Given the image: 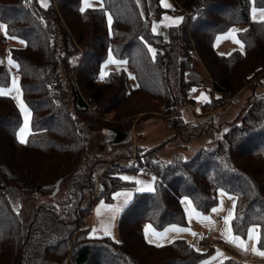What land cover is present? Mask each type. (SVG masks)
Returning <instances> with one entry per match:
<instances>
[{"label":"trees","instance_id":"trees-1","mask_svg":"<svg viewBox=\"0 0 264 264\" xmlns=\"http://www.w3.org/2000/svg\"><path fill=\"white\" fill-rule=\"evenodd\" d=\"M153 1L159 16V0ZM172 1L183 21L168 27L164 38L152 32L137 0H103V9L84 12L82 0H49L47 8L38 0H0V23L8 33L2 30L0 45L7 40L6 53L19 64L21 96L31 112L22 144L21 112L11 96H0V264H198L212 246L197 251L184 238L149 243L143 223L158 230L184 226L181 199L188 196L196 210L208 213L220 188L236 200L233 234L244 237L259 225L257 246L264 248V91L248 97L225 130L207 115L192 123L180 112L197 103L196 91L209 95L200 105L205 114L261 83L264 21L253 20L250 10L264 8V0ZM238 24L245 25L238 32L244 51L217 53L216 35ZM144 41L156 50L155 58ZM110 48L126 67L101 80ZM9 82V69L0 63V86ZM157 113L182 145L204 134L211 136L210 145L169 159L158 157L161 145L128 152L114 145L118 158L85 160L88 137L100 130L128 131ZM123 160L128 166H117ZM137 172L155 176L156 191H134L118 218V240L91 236L86 219L93 204L110 203L116 190L132 189L133 182L119 177ZM97 183L102 187L96 189ZM34 193L56 201L39 203L25 215L21 206ZM218 264L245 263L228 257Z\"/></svg>","mask_w":264,"mask_h":264},{"label":"rangeland","instance_id":"rangeland-1","mask_svg":"<svg viewBox=\"0 0 264 264\" xmlns=\"http://www.w3.org/2000/svg\"><path fill=\"white\" fill-rule=\"evenodd\" d=\"M46 2L48 3L49 0H46ZM167 3L171 4L172 7L171 8H164L161 4V0H159V4L161 7V14L158 16L156 14V11H155V5H154L155 2L153 0H140V2H139L140 11H141V13H143L142 15L147 16L149 18V20L151 21V23L157 22L158 32L160 34H162L164 38L168 37V27L159 24V22L161 20H163V17L165 15H167L169 17H181V13L176 10L174 2L172 0H167ZM168 23H170V21L164 22L165 25ZM2 48L6 49L7 44L2 45ZM8 57H9V54L6 53L4 56L1 53V49H0V60L3 61V63H5L6 67L9 69V72H10V82L7 85L0 86V87H3L5 89L11 88L13 77L18 78L17 82L19 84V77H18L16 67L8 65V63H7ZM103 69H105V67ZM127 71H128V75H129V73H131V75L134 76L132 71H130V70H127ZM129 80L133 86L136 85L135 79H132L129 76ZM65 89L67 92V98H68L69 105H71L72 95H71L70 87H69L68 83H65ZM261 92H262V90H261ZM201 93H203L204 96L208 97L207 92L196 91L194 93L196 99H197V97H201ZM258 93H260V92H258ZM8 95L13 98L14 102L18 106L16 99H14V97L16 96V93L13 91ZM20 98L22 99L21 95H20ZM197 100L200 102L201 100L203 101L204 99H203V97H201L200 99H197ZM246 100H247L246 93H242L240 95V97L238 98L237 102L231 103V105L226 110L228 112H231V113L234 111H237V109H239L238 107L241 106L242 104H244ZM23 102H24V100H23ZM195 104L196 105H194V108L199 113L198 115H195L192 112L189 105L184 106L182 108V111H181L182 117L185 120L192 122V123L198 121V117H202L205 115V114H202V111L200 108L198 109V104L197 103H195ZM18 108H19V106H18ZM19 110H20V108H19ZM20 112H21V110H20ZM157 114H158L157 117L147 118L144 120L139 119L138 122L135 123V125H133L130 128V130L121 132V133H123V136H121V137L119 136L118 132L114 131L113 133H115L117 135V137L114 141H111V142H106V138L103 136L104 134L108 135V133L111 130H105V131L100 130L94 136L88 137V149H87V153L85 154V157H86L85 160L87 161V159L89 160L93 157H99V158L107 157V159L109 157H112L114 159L118 158L117 153L114 152V150L111 148L114 145H115V147L118 148V151L125 150L127 152L130 151L132 148L135 149L136 147L151 148L154 146L161 145V147L158 149V152H157L158 157L161 159H169L176 153H179L184 158H187V157L191 156L198 148L207 147L210 145L211 136L207 135V134L202 135L199 138V140H196L197 142H194L195 144L199 143L200 145H195V144H190V145L186 144L185 146L182 145L181 139L179 137H177V138L172 137L171 138V135L173 134L172 130L167 127L166 121L163 119L162 114L161 113H157ZM21 115H22L21 127H23L24 115L22 112H21ZM107 117H111V115L107 114ZM226 118L228 120H225V121L230 122L231 119H229V118H231V117L226 116ZM29 120H30V117H29ZM225 121H224V123L221 124L222 130L226 129L227 123H225ZM212 123H213V121H212ZM129 131H131V141L129 140V136H130ZM107 138H110V134H109V136H107ZM103 155H105V156H103ZM128 164H129L128 162H125V160H123L121 162H118L117 166L125 168L128 166ZM106 167H108V166H106ZM123 175L133 176V177H136V178L144 180V181H150L151 177H152V175L146 174L144 172L124 173V174H122V176ZM95 177L99 178L100 175L95 173ZM95 187H96V189H99L102 186L99 183H97V184H95ZM137 187L138 186L134 183L132 190L136 191ZM58 194H62V195L64 194V186L60 187ZM94 195H96V192ZM86 198H87V196L85 197V199ZM44 201L55 202L56 199H55V197H45V196H42L40 194L34 193L30 196V198L27 202H24L22 204L21 208L23 209V213L25 215H29L36 205H38L39 203H42ZM86 222L88 223V218L86 219Z\"/></svg>","mask_w":264,"mask_h":264},{"label":"snow or ice","instance_id":"snow-or-ice-1","mask_svg":"<svg viewBox=\"0 0 264 264\" xmlns=\"http://www.w3.org/2000/svg\"><path fill=\"white\" fill-rule=\"evenodd\" d=\"M140 0H137V3L139 4ZM39 3L41 4L42 7L47 8L48 7V3L46 2V0H39ZM161 4L164 8H171L172 5L167 3V0H161ZM82 7L80 8L81 12H84L85 10L89 9V8H93L94 5L92 3H90V0H82ZM99 7L101 9H103L104 5H103V0H99ZM252 18L253 20L256 19L257 14H259V17L262 21H264V8H256L255 6H253L252 8ZM107 14V13H106ZM143 14V13H141ZM108 16V23H109V28L111 31V23H112V17L110 14H107ZM165 21H170V23L168 24H164ZM183 21V17H169L167 15H165L163 17V20H161L159 22L160 25H164L166 27H173V26H178L181 22ZM0 30L4 31L5 36L8 35L7 33V25L0 23ZM151 30L154 34H159L158 33V24L157 22H153L151 25ZM240 31L238 29H230L229 32L227 34H223L224 38H231L233 40L234 43L240 45V50L241 52H243L244 49V45L243 43L236 38V33ZM10 39L13 40H19V43L21 44H26V41L23 39H20L17 36H11L9 37ZM144 38L141 37V40H143ZM221 39V36H217V40ZM144 43L147 46V49L150 53H152L153 58H155L156 56V50L150 45L148 44L147 41H144ZM221 55H224V53H221ZM0 63H3V61H0ZM7 63L10 66H14L16 68H19V64L16 63V61H14L12 59V57L9 55V57L7 58ZM127 63V61H123V60H119L117 59L114 55H113V51L110 48L108 51V58L105 61V67H107L108 65H116L117 66V70H119L120 66L125 65ZM126 70V69H125ZM109 73L107 71L102 70L100 72V79L103 80L106 76H108ZM129 76L132 79H135L134 76L131 75V73H129ZM18 78L17 77H13L12 78V86L11 88L5 89L3 87H0V96L2 95H8L11 92H15L16 96L14 97V99H16L17 104L21 110V112L24 115V125L23 127L20 128L17 136L18 139L20 141V143H26V134L29 131V117L31 116V112L28 109L27 105L23 102V100L20 98L21 95V88L17 82ZM192 92H195L196 89L193 88L191 89ZM201 97H203V99L207 102L208 101V97L204 96L203 93H201ZM201 97H197V99H200ZM141 171H143L141 169ZM121 180L124 181H129V182H134L138 187L136 188L137 192H155L156 188H155V183H156V177L152 176L150 181H144L141 179H138L136 177L133 176H127V175H123L119 177ZM218 193L220 196V204L217 207H213L211 209V211L213 213L216 212H221L224 211L223 208V198L227 197L228 200L231 201L232 203V208L227 210V215H225L223 217L224 220V225H225V231L223 233V235L225 236V238L228 240L229 243H233L235 245H237L238 247H240L243 250H249V242H251V246H250V250L256 254H258L261 257H264V251H261L256 245L260 242V232H259V225H253L252 227H249L247 232H248V240H244L242 239L240 236L234 235L233 234V229L231 227V221L235 218L234 217V209H235V205H236V200L235 198L227 191H225L223 188L218 189ZM123 197L124 198V204H127L131 199H132V193L130 191H121V192H115L113 193V199H117ZM101 205L103 207H105L106 209L109 210V212L111 213L110 217H109V221L107 223L105 222H101V229L104 233V235H108L111 236V227L113 226L112 221L115 220L116 217V213H118L119 211H121V208L119 206H113L112 204H104L103 201L100 202ZM181 203L185 204L186 207L184 209L185 214L188 216L189 220H191L194 216L195 217H199L202 218L203 220H209L210 221V217L207 216H202V214L200 212H198L196 210V208L193 206V203L191 201V199L188 196H184L181 199ZM97 215H100L99 209H97ZM211 222V221H210ZM151 229L152 232V236L157 237L158 239H164L167 237L168 233H183V232H189L191 231V229L189 228H184V227H179L177 225H171L169 228L165 229L164 232H157L155 229L152 228L151 225L146 226V238L148 239L149 243H152L153 240L150 236H147L148 230ZM98 232L97 228H93L92 229V234H95ZM192 235H196V233H192ZM169 242H171V240H169ZM197 251H199V249H197ZM223 254L220 253L219 251H217L216 257H213V259H217L220 256H222ZM201 264H209L208 261H201Z\"/></svg>","mask_w":264,"mask_h":264},{"label":"crops","instance_id":"crops-1","mask_svg":"<svg viewBox=\"0 0 264 264\" xmlns=\"http://www.w3.org/2000/svg\"><path fill=\"white\" fill-rule=\"evenodd\" d=\"M90 3H92L94 5V7L99 6V0H90ZM252 8H251V10H252ZM256 8H258V7H256ZM251 10H250V16L252 18V11ZM255 20H261L259 17V14H257V17ZM233 28L238 29V30H242L245 28V25H241V24L233 25L227 31L220 33V34H217L214 41H213V46H214V49L217 53H219V54L224 53V55H226V54H229L233 50H240V45L234 43L231 38L225 39L224 35H223V34H227L229 32V30L233 29ZM238 32L236 33L237 39H239ZM217 36H221V39L217 40ZM0 49H1V53L5 56L6 49H3L2 45H0ZM243 51H244V49H243ZM104 67H105V62L102 64L100 72L102 70L107 71V72H110L112 70H117L116 65H108L107 67H105V69H103ZM124 67H126V65L120 66V68H124ZM18 77H19V75H18ZM261 90H262V92L264 91V78L262 79L260 84L256 85L253 88H251V87L243 88L230 102L226 103L223 106H219L217 108H213V109L205 112V115L210 117V119H211V121H213L214 125H220V124L224 123L225 120H228L226 118V116L231 117L229 119L233 120L237 117L242 105L238 107L239 109H237V111H234L231 113V112H228L226 110L231 105V103L237 102L238 98L240 97V95L242 93H246V98H248L253 94H259L258 92L261 93ZM203 92H206V91H203ZM208 98H209V95H208ZM203 101H205V100H203ZM203 101L201 100L199 102L197 100L198 109L200 108V105ZM187 105H189V107L191 108L192 112L195 115L199 114L197 112V110L194 108V105H196V104H194V105L187 104ZM187 105H185V106H187ZM182 108L180 109V112L182 111ZM225 123H227V121H225ZM200 137H196V138L191 139L189 142H187V144L188 145L195 144L194 142H197L196 140H199ZM129 140L131 141V139H129ZM195 145H200V144L197 143ZM146 174H148V173H146ZM121 191H130L132 193V196L134 193V190H132V189H119V190H116L115 192H121ZM217 198H218V201L214 207H217L220 204L221 198L219 196V193H217ZM101 201L102 200H99L93 204L92 209H91V214L88 217L89 234L91 236H95V237L104 236V233L101 229V222L103 221V222L107 223L109 221V217L111 215L109 210L101 205V203H100ZM104 204H112L114 207L119 206L121 208V211L116 213L115 220L112 221L113 226L110 229L111 233H112V235L110 237L115 239V240H118L119 239L118 229H117L118 218H119L120 213L122 212V210L124 209V207L128 203L124 204V198L120 197L117 199H113V201L110 203L104 202ZM182 206L185 209L186 205L182 204ZM223 208H224V211L216 212V213H213L211 210L208 213H202V212L197 210L198 212H200L202 214V216L210 217L211 222L209 220H203L202 218L195 217V216L191 220H189L188 216L186 215V222H187L186 225H184V226L177 225V226L191 229V231H189V232H183V233H179V234L170 232L167 234L166 238L158 239L157 237L152 236L151 229H149L147 236H150L152 238V240H153L152 243H154V244H164V243L169 242V240L172 241L176 238H184L187 241H189L191 244L196 245V237H197V234L199 232L211 231L214 235L213 245H212L213 248L211 249V253L201 261H208L209 264H218L228 257H233V258H235V259H237V260H239L245 264H264V257H261L258 254L254 253L250 250L251 242H249V250H243L240 247H238L237 245H235L233 243H229L228 240L225 238V236L223 235V233L225 231V225H224L223 217L225 215H227V210L232 208V203L230 200H228L227 197L223 198ZM97 209H99V212H100L99 216L97 215ZM148 225H151V224L147 223V222L143 223V232H144L145 238H146L145 229H146V226H148ZM171 225H175V224H171ZM171 225L165 226L164 228L159 229V230L155 229L152 225L151 226L157 232L162 233V232H164L165 229L169 228ZM93 228H97L98 232L95 234H92ZM192 233H196V235L194 236V235H192ZM241 238L244 240H248V232L244 237H241ZM147 241H148V239H147ZM259 249L261 251H264V248H259ZM217 251H219L223 255L217 259H213V257H216ZM201 261L198 264H201Z\"/></svg>","mask_w":264,"mask_h":264},{"label":"built area","instance_id":"built-area-1","mask_svg":"<svg viewBox=\"0 0 264 264\" xmlns=\"http://www.w3.org/2000/svg\"><path fill=\"white\" fill-rule=\"evenodd\" d=\"M27 2V0H25ZM2 30H0V36ZM7 44V40H1V45ZM214 235L211 231L199 232L196 237V247L201 250H205L213 245Z\"/></svg>","mask_w":264,"mask_h":264},{"label":"flooded vegetation","instance_id":"flooded-vegetation-1","mask_svg":"<svg viewBox=\"0 0 264 264\" xmlns=\"http://www.w3.org/2000/svg\"><path fill=\"white\" fill-rule=\"evenodd\" d=\"M109 134H110V138H107L106 142H111L116 139L117 135L115 133L110 131L107 136H109Z\"/></svg>","mask_w":264,"mask_h":264},{"label":"water","instance_id":"water-1","mask_svg":"<svg viewBox=\"0 0 264 264\" xmlns=\"http://www.w3.org/2000/svg\"><path fill=\"white\" fill-rule=\"evenodd\" d=\"M118 134H119L120 137L123 136V133H118ZM129 134H130L129 139H131V131H129ZM58 183H59V181L56 182V186H55L54 192H55L56 189H57V185H58Z\"/></svg>","mask_w":264,"mask_h":264}]
</instances>
